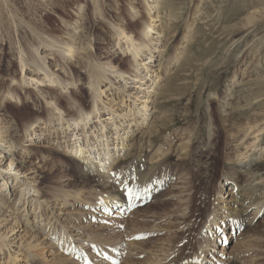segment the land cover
Wrapping results in <instances>:
<instances>
[{"label":"rangeland","instance_id":"374dc122","mask_svg":"<svg viewBox=\"0 0 264 264\" xmlns=\"http://www.w3.org/2000/svg\"><path fill=\"white\" fill-rule=\"evenodd\" d=\"M60 1L7 4V11H17L21 19L59 40L71 41L69 28L80 27L75 59L60 58L47 47L38 49V58L59 76V84L51 86L31 79L44 76L33 66L21 70L17 48L32 40L26 25L18 24V30L12 25L7 31L12 43L5 32L1 35L0 144L13 146L14 164L8 167L7 156L0 157V185L7 182L0 192L5 203L0 234L8 233L11 241L0 250V264H129L128 257L138 264H159L156 260L163 253L156 250L166 244L163 236L176 230L165 228L171 215L163 214L175 211L178 201L183 203L189 193L182 192L188 173L200 168L199 197L210 188L219 206L211 200L209 210L216 209L215 216L226 219L228 195L234 189L225 181L226 168L239 171L244 183L248 175L241 167L259 152L264 96L253 99L251 92H264V0H161L157 7L152 0H71L56 13L53 7ZM47 19L55 20L54 31ZM149 21L154 29L144 53L151 58L135 69L125 40L118 41L114 28L122 27L138 42ZM8 43L11 47L3 51ZM87 60L104 70L96 111L83 125L70 119L94 103L83 66ZM22 73L23 82L14 85L12 79L20 81ZM8 86L15 88L17 99L3 98ZM250 101L256 104L250 106ZM50 109L55 116L44 122ZM229 113L234 119L224 120ZM27 118L37 121L30 133L23 125ZM100 129L108 161L93 152L86 165L85 141L99 140ZM75 145L82 151L75 153ZM202 151L216 154V167L205 169V156H196ZM139 157L155 166L157 193L137 208L114 204L106 209L98 203L101 186L122 189L128 163ZM255 163L264 169V151ZM168 200L171 204L163 210L161 201ZM153 212L158 215L147 221ZM241 220L242 229L252 227L254 237L264 238V204L243 210ZM138 221L147 225L137 227ZM226 222L219 232L223 238L207 248L203 264H231L235 257L239 264H264L244 250L245 245L262 244L240 237Z\"/></svg>","mask_w":264,"mask_h":264},{"label":"bare ground","instance_id":"6f19581e","mask_svg":"<svg viewBox=\"0 0 264 264\" xmlns=\"http://www.w3.org/2000/svg\"><path fill=\"white\" fill-rule=\"evenodd\" d=\"M70 1L71 0H62L60 1V3H55L53 7L54 12L58 13L60 11H63L64 6ZM152 1L155 2V5L157 7L161 0H152ZM8 2L9 0H0V38L2 33L5 32V34H7L9 41L11 42V40L13 39L10 38V33H7V31L9 29L11 30L12 25L13 27H16V30H18L17 29L18 24L24 23L32 36V40L31 39L25 40V47L20 46L19 48H17V55L19 56V63L21 70L25 69L27 65H31L33 66V70L38 72L42 71L44 75L43 79L31 78L36 82V84L38 82V85L40 86L42 85L51 86L54 84H59L60 82L59 76L49 69V66L46 65V62L44 60L38 58L37 56L39 55L38 49L40 46L47 47L49 49H53L54 50L53 52L57 53L58 54L57 56H59L60 58H66L69 60L75 59L76 58L75 36L77 35L80 24L72 27L70 26L71 29L69 28L68 30L69 32H67V35L69 36L71 41H64L62 39L59 40L58 38H55L50 34L45 35L42 31H39L32 23H29L28 21L21 19V17L18 16L17 11L13 10L14 11L13 12L8 10L9 11L8 12L6 10L8 7L7 4H9ZM27 9H30V5H27ZM4 10H6L7 12L6 13L3 12ZM50 17L53 18L52 16ZM47 20L50 21V23L52 24L53 29L51 30L54 31V29L57 27V25L55 24V20L54 19H47ZM250 22L251 21H248V23ZM153 29H154V25L151 24V21L144 23L140 33V39L137 42L132 35H127L122 27L117 26L116 28H114V33L116 38H118V41L121 42V39L125 40L124 41L125 50L131 55L130 57L132 58L134 63L133 68L135 69H137V67L141 65V62L144 61L142 65H145L147 63L145 60L151 58L150 54L144 52L145 49L149 47V40L146 39L151 34ZM49 35L51 37H49ZM33 40H35V42H33ZM11 43L5 44L2 50L6 51L5 48L11 47ZM24 55L26 58H24ZM83 66L87 70L88 84L91 87L90 89L94 103L93 106L88 111L78 110L70 120L75 124H78V122L80 121L83 123V125H86L89 121V116L93 115L94 112L96 111L95 103L100 95L97 92V88L99 82H101V78L103 76L102 71L104 70V68L102 67L101 64L92 62V60L91 61L87 60L86 62H83ZM119 75L120 74L118 73L117 76ZM24 76L25 75H23L22 73L20 81L12 79L11 82L14 85H19L20 83L23 82ZM261 89L264 90V88ZM251 94H253V99H257L260 98L261 96H264V92H262V90H258V92L253 91L251 92ZM3 98L17 99L18 97L16 95L15 88H13V86H8L5 89ZM254 104L256 103H254L253 101L248 102V105L250 106H253ZM53 112L54 111L52 109L47 110V112L45 113L46 117L43 119L44 122L52 121V117L55 116ZM210 116L214 117L215 115L210 113ZM226 119L233 120L234 119L233 113H229L224 120ZM57 120H59V118H57ZM36 124H37L36 120L32 118H27L23 124L25 127V132L30 133L31 131H33L35 129ZM99 131L101 133L99 140L96 139L91 141L89 140L85 141V146L88 147L86 151L87 155L85 156L86 165L90 163L91 160V158L87 159V157H89V155H91V153L93 152H95V154H97L99 157H101V153H102L103 160L108 161V157H107L108 151L107 153H105V149L103 148L104 147L103 142L105 139H101L102 136H104V134H102L101 129ZM259 146L260 147L258 154L250 158V160H248V162L245 165H242L243 167H241L244 169V173L248 175L247 181H244V183L241 182V178H242L241 173L236 169L232 167L226 168V173H224L225 181H229L231 187H234L233 190L231 189L232 192L228 195L230 203L227 204L226 206L228 209L226 210L227 213L225 215L226 219L215 216L216 209L209 210V202L211 200L217 201V206H219L218 197L215 196L213 197V194L210 192V188H208L209 190H207L206 192L204 191L201 194L202 196L201 198L199 197V185L196 182V179H198L200 168L197 166L198 168L196 172L192 174L188 173L189 176L185 178V181L182 183L183 184L182 192H189L184 194L183 203L182 201H178L176 203L177 208L175 209V211L163 214V215H167V214L171 215V218H169V220L166 223L168 225L165 226V228L175 227L176 230L173 232H169L166 236H163L166 237L164 239L166 244L163 245L164 247H159L156 250L163 253V256L160 257L161 256L160 253L159 254L160 258L156 260L157 262H160L159 264H203V260L206 258V255L208 254L207 248L210 247L211 244L212 246H215L217 244L216 240H221L223 238V235L220 236L221 233L220 231H223L222 228L225 227L227 223L226 221L231 222V227L235 230V232L240 234V237L241 236L244 237L247 241L257 240L259 241V243L262 244V246L245 245L244 250H249L251 257H255L258 258L259 260L264 261V238L254 237V234H251L250 232L252 231V227L242 229L243 224H245V222L241 220L243 210H246V208L250 206L257 205L260 207L262 204H264V182H263L264 169L260 168L259 164L255 163V160L259 159L261 157L262 151H264V136L260 137ZM12 148L13 146L11 144L6 147L0 144V157H5V155L7 156L6 166L8 167L14 164L12 158L14 151L12 150ZM73 151L75 153L82 151L81 146L75 145ZM2 152L4 153L2 154ZM209 152L210 151L208 152L202 151L201 153H198L196 155L200 158L203 155L205 156L206 165L204 167L206 170L216 167L214 162L216 154L213 153L209 155ZM143 160L144 159H141L139 157L138 159H133L131 162L128 163V168L126 170L129 171L127 173L128 180L125 182L123 180L124 185L122 186V189H119L115 186L108 187L105 183L102 186L100 184L96 185L98 187L101 186L102 189V192H100L97 196L98 203H101L106 209H109V206H113L114 204L118 207L126 206V208L128 209L137 208L141 205L143 200L147 199L148 195H154L155 193H157V191L159 190L158 189L159 184L153 182L154 181L153 177L155 175L156 168L152 164L148 165V163H145ZM13 169L15 170L16 166H14ZM0 170H1V166H0ZM17 171H19V169L15 170V172ZM88 172L90 173L89 168H88ZM1 174L2 173L0 171V175ZM113 174L115 178L119 177V174L116 173ZM258 174H260V176L262 177H260L259 181L255 183ZM9 177L10 176L6 177L5 180H7ZM125 177L126 176L121 177V180L125 179ZM16 179L17 178H15V180ZM6 185L7 182L0 185V189H1L0 192L2 191L4 192L3 189L6 187ZM129 191L133 193V196L131 197L129 196ZM231 202L233 203V206L231 205ZM4 204L5 203L3 202V198H1L0 210H1V206ZM36 204L37 205H35V202L31 203V205L34 206H38V205L39 207L42 206L39 202H37ZM170 204L171 202L170 200H168V201H161L160 205L164 210L167 209ZM154 205L156 206V204ZM180 208L182 209L180 210ZM119 209L117 210V212L119 211ZM155 215L158 214L155 212L151 213V215L147 217L146 220L149 221L150 219L156 218ZM25 221L27 223L28 219ZM172 224H175L176 226ZM145 225H147V222L138 221L135 226L143 227ZM13 229L14 228L12 227V230ZM159 234L161 233L159 232ZM7 236L8 233L0 234V241H1L0 250L2 247L6 246L11 242L9 238H7ZM151 239L152 238H150L149 240ZM64 242L66 244H69V240H64ZM61 243L63 244V241ZM148 243L149 241L145 242V244ZM140 245H143V243H141ZM245 255L246 254L244 253L240 257H244ZM64 260H66V258H62V259L59 258L58 262ZM126 262L129 264H138L140 261H137V259L134 257H128L126 259ZM238 262L239 261L235 257L232 260L231 264H239Z\"/></svg>","mask_w":264,"mask_h":264},{"label":"snow or ice","instance_id":"6c2138e0","mask_svg":"<svg viewBox=\"0 0 264 264\" xmlns=\"http://www.w3.org/2000/svg\"><path fill=\"white\" fill-rule=\"evenodd\" d=\"M129 196H130V197L133 196V193H132L131 191H129Z\"/></svg>","mask_w":264,"mask_h":264}]
</instances>
